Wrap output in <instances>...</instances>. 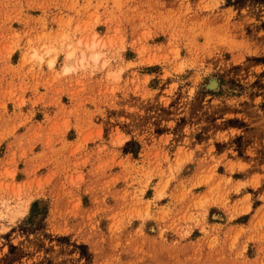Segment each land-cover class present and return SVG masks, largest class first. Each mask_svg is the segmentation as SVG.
I'll use <instances>...</instances> for the list:
<instances>
[{
	"label": "rangeland",
	"instance_id": "1",
	"mask_svg": "<svg viewBox=\"0 0 264 264\" xmlns=\"http://www.w3.org/2000/svg\"><path fill=\"white\" fill-rule=\"evenodd\" d=\"M0 264H264V0H0Z\"/></svg>",
	"mask_w": 264,
	"mask_h": 264
},
{
	"label": "bare ground",
	"instance_id": "2",
	"mask_svg": "<svg viewBox=\"0 0 264 264\" xmlns=\"http://www.w3.org/2000/svg\"><path fill=\"white\" fill-rule=\"evenodd\" d=\"M72 54H73V52L70 53V55H72ZM95 59H97V57H95ZM215 84H216V83H215ZM215 84L212 83L211 85H212V86H215Z\"/></svg>",
	"mask_w": 264,
	"mask_h": 264
}]
</instances>
